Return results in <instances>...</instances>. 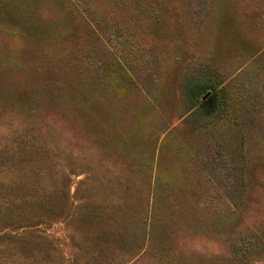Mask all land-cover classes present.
I'll use <instances>...</instances> for the list:
<instances>
[{
	"label": "rangeland",
	"instance_id": "1",
	"mask_svg": "<svg viewBox=\"0 0 264 264\" xmlns=\"http://www.w3.org/2000/svg\"><path fill=\"white\" fill-rule=\"evenodd\" d=\"M0 264H264V0H0Z\"/></svg>",
	"mask_w": 264,
	"mask_h": 264
}]
</instances>
